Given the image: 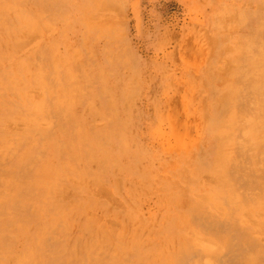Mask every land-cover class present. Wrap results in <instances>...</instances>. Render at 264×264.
<instances>
[{
    "label": "rangeland",
    "instance_id": "rangeland-1",
    "mask_svg": "<svg viewBox=\"0 0 264 264\" xmlns=\"http://www.w3.org/2000/svg\"><path fill=\"white\" fill-rule=\"evenodd\" d=\"M0 264H264V0H0Z\"/></svg>",
    "mask_w": 264,
    "mask_h": 264
},
{
    "label": "bare ground",
    "instance_id": "bare-ground-1",
    "mask_svg": "<svg viewBox=\"0 0 264 264\" xmlns=\"http://www.w3.org/2000/svg\"><path fill=\"white\" fill-rule=\"evenodd\" d=\"M225 207V206H224Z\"/></svg>",
    "mask_w": 264,
    "mask_h": 264
}]
</instances>
